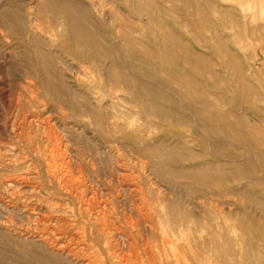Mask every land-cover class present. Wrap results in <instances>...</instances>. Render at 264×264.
I'll list each match as a JSON object with an SVG mask.
<instances>
[{
  "label": "rangeland",
  "instance_id": "1",
  "mask_svg": "<svg viewBox=\"0 0 264 264\" xmlns=\"http://www.w3.org/2000/svg\"><path fill=\"white\" fill-rule=\"evenodd\" d=\"M53 145L113 211L101 264H264V0H0V181L29 184L0 185V264L89 263L36 231L52 198L73 218L35 156Z\"/></svg>",
  "mask_w": 264,
  "mask_h": 264
},
{
  "label": "bare ground",
  "instance_id": "2",
  "mask_svg": "<svg viewBox=\"0 0 264 264\" xmlns=\"http://www.w3.org/2000/svg\"><path fill=\"white\" fill-rule=\"evenodd\" d=\"M33 100V99H32ZM35 101V100H34ZM34 101H28L23 103L24 106L28 108L36 107V103ZM20 102V101H19ZM23 102V101H22ZM38 103V102H37ZM15 105V104H14ZM40 106V105H39ZM17 109V108H16ZM31 110V109H30ZM32 113V112H31ZM30 114V113H27ZM20 116L25 119L26 116L20 113ZM23 124L27 127L31 128L32 124L27 120H22ZM35 122V121H34ZM42 128V127H41ZM40 129V128H39ZM13 134V133H12ZM34 135H36L34 133ZM12 136V135H11ZM40 136V135H39ZM32 137V136H31ZM38 138V136H36ZM35 138V140H37ZM42 138V137H40ZM48 138V137H47ZM21 139V138H20ZM23 139V138H22ZM27 139V138H26ZM24 140V139H23ZM27 142V141H26ZM31 142V141H30ZM43 143V142H41ZM40 143V144H41ZM32 144V143H31ZM39 146V145H38ZM37 146L35 151V156L38 157V160L41 158L46 160L44 164L43 172L47 179V187L52 191L56 190L59 194L63 195L70 201L72 207V220L67 219L64 216H60L59 213L63 210V206L58 204L57 202H45V209L48 208L49 212L41 216V218L37 221L38 228L36 231L42 235L43 243L51 248L58 247L61 251L67 250L68 252L74 255H84L88 259V264H101L98 259L93 257V254H87L85 252L90 251L89 245L87 244V237L92 238L93 236H99L103 240V249L110 251L111 249L115 248V246H111L112 241H109L111 237H118L119 231L118 228H115V224H111L110 216L113 211L107 208L104 202H101V198L99 195V191L95 188H90L88 186L89 176L87 174L88 168L84 163H71V161H66L64 157L66 154L62 152L61 147L55 148L56 145L52 146L51 151L48 153L40 151L41 149ZM62 146V145H61ZM47 147H44L46 149ZM20 153V152H19ZM49 156H48V155ZM102 154V153H101ZM79 155V154H78ZM19 157V156H18ZM17 157V158H18ZM72 157V156H71ZM92 157V156H91ZM13 160V158H12ZM16 160V159H15ZM42 160V161H43ZM35 161V160H34ZM36 162V161H35ZM84 162V161H83ZM13 163V162H12ZM2 164V163H1ZM41 164V163H40ZM39 164V166H40ZM132 164V163H131ZM38 165V163H37ZM128 166V165H127ZM16 167V166H15ZM90 168V167H89ZM35 169V168H34ZM91 169V168H90ZM89 169V170H90ZM93 170V169H92ZM130 170V169H129ZM4 172V171H3ZM118 173H120L118 171ZM23 174V173H21ZM36 174V173H35ZM130 174V173H129ZM10 175V174H9ZM12 175V173H11ZM18 175V174H17ZM25 175V174H24ZM92 175V174H91ZM23 176V175H22ZM26 176V175H25ZM33 176V175H32ZM35 176V175H34ZM139 177V176H138ZM1 178V177H0ZM34 179V178H31ZM120 184L125 185V183L129 182L130 176L123 175L119 178ZM38 179H36L37 181ZM41 180V179H40ZM39 180V181H40ZM136 180V179H135ZM46 181V180H45ZM34 182V180H32ZM27 182L23 178H12L6 177L5 179L0 181V185L3 188L10 189V190H17L18 192L24 191L28 189ZM41 183V182H40ZM39 183V184H40ZM34 184V183H33ZM92 184V183H90ZM140 184V183H139ZM44 185V184H43ZM0 186V187H1ZM34 186V185H33ZM38 186V184H37ZM41 186V185H40ZM129 187L128 185H126ZM141 186V185H140ZM143 186V185H142ZM39 187V186H38ZM42 187V186H41ZM31 189V188H30ZM42 190V189H41ZM116 191V190H115ZM127 191V190H126ZM45 192V191H44ZM146 192V191H145ZM51 193V194H52ZM144 193V192H143ZM23 194V193H22ZM106 194V193H105ZM33 195V194H32ZM55 195V193H54ZM133 195V194H132ZM146 195V194H145ZM43 196V195H42ZM45 196V195H44ZM51 196V195H50ZM53 196V195H52ZM137 196V195H136ZM17 197V195H16ZM36 197V195H35ZM18 198V197H17ZM49 198V197H48ZM134 198V196H133ZM141 199V198H140ZM145 199V198H144ZM18 200V199H17ZM24 200V199H23ZM64 200V199H63ZM32 201V200H31ZM120 201V200H119ZM147 201V200H145ZM61 202V201H60ZM111 202V201H110ZM13 204V203H12ZM8 205V204H7ZM11 205V204H10ZM19 205V204H18ZM150 205V204H149ZM22 206V205H21ZM119 206V205H118ZM153 206V205H152ZM151 206V207H152ZM29 207V206H28ZM67 207V206H66ZM146 210L150 207L146 206ZM155 207V206H153ZM9 208V207H8ZM142 208V207H141ZM141 208H137L135 211L137 221L136 223L139 226V229L153 231L156 233L157 225L154 221V218L149 215L148 210L147 212L141 210ZM22 209V208H21ZM28 209V208H27ZM36 209V208H35ZM121 209V208H120ZM15 210V209H14ZM122 210V209H121ZM150 210V209H149ZM153 210V209H152ZM155 211V210H153ZM152 212V211H151ZM28 213V212H27ZM56 213V215L54 214ZM156 213V212H155ZM127 214V213H126ZM70 215V214H69ZM66 216V215H65ZM126 218V217H125ZM123 219V218H122ZM160 221V219H158ZM157 220V221H158ZM158 221V223H159ZM118 223V222H117ZM123 223V222H122ZM134 224V223H133ZM129 228H132V223L128 222ZM135 226V225H134ZM118 227L120 228L119 224ZM161 227V226H160ZM166 227V226H165ZM137 227H135V230ZM163 228V227H162ZM124 229V228H123ZM164 229V228H163ZM167 229V228H166ZM124 231V230H123ZM141 231V230H140ZM165 231V230H164ZM167 231V230H166ZM180 231V230H179ZM182 231V230H181ZM180 231V232H181ZM25 232V230H24ZM31 232V231H30ZM138 232V231H136ZM142 232V231H141ZM179 232V233H180ZM34 233V232H33ZM126 233V230H125ZM162 233V229H161ZM133 234V233H132ZM138 234V233H136ZM135 234V235H136ZM141 234V233H140ZM143 234V233H142ZM152 234V233H151ZM157 234V233H156ZM182 234V233H181ZM184 234V232H183ZM124 235V234H123ZM125 235H128L125 234ZM149 235V234H148ZM153 235V234H152ZM159 235V234H158ZM165 235V232H164ZM167 235V234H166ZM36 236V235H35ZM138 236V235H137ZM150 236V235H149ZM183 236V235H182ZM185 236V235H184ZM151 237V236H150ZM153 237H156L153 235ZM181 237V236H180ZM32 238V237H31ZM124 238V237H123ZM126 238V236H125ZM169 238V237H168ZM167 238V239H168ZM190 238V237H189ZM151 239V238H150ZM147 239L145 243L142 244V258L145 260H149L152 256L151 249L152 246L150 245L149 240ZM157 239V238H156ZM173 240V238H170ZM183 239V238H182ZM34 240V239H33ZM158 240V239H157ZM176 240V239H175ZM153 241V240H152ZM161 241V239H160ZM185 241V239H184ZM188 241V240H187ZM186 241V242H187ZM210 241V240H209ZM178 242V241H177ZM176 242V243H177ZM163 243V242H161ZM156 243L154 249L157 250V253L162 256V258H167V254L165 251V247L161 244ZM179 243V242H178ZM178 243L176 245H178ZM189 243V242H188ZM124 245L131 247V243L126 241L123 242ZM153 244V243H152ZM172 244V243H171ZM188 245V244H187ZM101 246V245H100ZM119 245H116L118 247ZM166 246V245H165ZM168 246V245H167ZM171 246V245H170ZM73 247V248H72ZM179 247V246H178ZM182 248V246H180ZM189 247V246H187ZM48 248V247H47ZM102 248V247H101ZM173 248V247H172ZM56 250V249H55ZM176 250V249H175ZM191 250V249H190ZM154 251V250H153ZM171 251V249L169 250ZM189 251V250H188ZM96 252V251H95ZM180 252V251H179ZM192 252V251H191ZM190 252V253H191ZM194 252V251H193ZM124 253V252H123ZM154 253V252H153ZM156 253V254H157ZM171 253V252H170ZM176 253L178 251L176 250ZM185 253V252H184ZM109 259H114L115 254L111 252L106 253ZM155 254V253H154ZM169 254V253H168ZM180 254V253H179ZM186 254V253H185ZM182 255V254H181ZM96 256V255H95ZM106 259L108 260V258ZM139 256V255H138ZM158 256V255H157ZM98 257V255H97ZM174 257V254H173ZM181 257V256H180ZM192 255H190V258ZM197 257V256H196ZM199 257V256H198ZM117 258V256H116ZM139 258V257H138ZM159 258V257H158ZM141 259V257H140ZM168 259V258H167ZM183 259V258H181ZM195 259V258H194ZM105 260V258H104ZM163 260V259H162ZM170 260V259H169ZM175 261L177 260L174 259ZM190 260V259H189ZM116 261V260H115ZM142 261V260H141ZM139 261V262H141ZM160 261V259H159ZM158 261V262H159ZM171 261V260H170ZM173 261V260H172ZM171 261V262H172ZM183 261V260H181ZM198 261V260H197ZM106 262V261H105ZM124 260L122 258L118 259L116 264H124ZM143 262V261H142ZM155 262V261H154ZM165 262V261H164ZM184 262V261H183ZM182 262V263H183ZM114 263V261H113ZM136 263V262H135ZM148 263V262H147ZM151 263V262H150ZM161 263V262H160ZM177 263V262H176ZM175 263V264H176ZM185 263V262H184ZM104 264V262H102ZM109 264V261H108ZM156 264V263H155ZM159 264V263H158ZM164 264V263H163ZM179 264V263H178Z\"/></svg>",
  "mask_w": 264,
  "mask_h": 264
}]
</instances>
